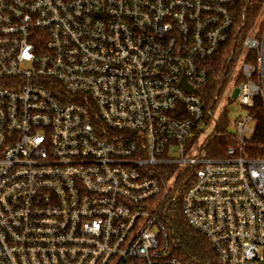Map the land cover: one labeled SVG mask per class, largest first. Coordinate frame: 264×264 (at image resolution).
<instances>
[{
    "label": "built area",
    "instance_id": "built-area-1",
    "mask_svg": "<svg viewBox=\"0 0 264 264\" xmlns=\"http://www.w3.org/2000/svg\"><path fill=\"white\" fill-rule=\"evenodd\" d=\"M236 0H0V264H184L180 203L218 264H264V27ZM242 40L226 156L196 145ZM192 87L188 91L184 86ZM217 125L219 121H216Z\"/></svg>",
    "mask_w": 264,
    "mask_h": 264
},
{
    "label": "trees",
    "instance_id": "trees-1",
    "mask_svg": "<svg viewBox=\"0 0 264 264\" xmlns=\"http://www.w3.org/2000/svg\"><path fill=\"white\" fill-rule=\"evenodd\" d=\"M235 9L239 18L242 14L245 15L244 29L247 31L254 27L264 14V0H236ZM242 40L243 38L237 43L229 42L226 50L212 60L214 72L211 83L202 90L206 101L218 89V85L223 79V73L228 69L226 60L234 48L240 49ZM250 112L256 121V129L253 136L243 144L242 151L248 157H264V100L261 96L255 99V104L250 108ZM230 145H234V141L227 128L218 124L216 133L210 138L206 150L213 157H224ZM169 217L172 228V248L174 254L184 264H218V257L211 242L188 224L182 214L180 203L170 207Z\"/></svg>",
    "mask_w": 264,
    "mask_h": 264
},
{
    "label": "rangeland",
    "instance_id": "rangeland-1",
    "mask_svg": "<svg viewBox=\"0 0 264 264\" xmlns=\"http://www.w3.org/2000/svg\"><path fill=\"white\" fill-rule=\"evenodd\" d=\"M263 27L264 14L257 21V24H255L253 28H255L254 31L256 30L257 33L260 34ZM242 62L243 60L240 59L237 61V65L234 68L225 70L226 74L224 71L223 78L226 75L227 79L219 92L220 100H218L217 105L212 112L213 115L205 119V124L203 125L204 131L200 133V137L196 141L197 146L201 143V141L203 142L205 139L212 137L216 133V121H219V124L224 125L228 132L234 133L235 130L229 126V120L238 118L240 115L248 113V110L245 107L241 106L240 104L235 106L232 103V100L236 99L234 98V92L238 87L239 66ZM236 100L240 103L239 99Z\"/></svg>",
    "mask_w": 264,
    "mask_h": 264
},
{
    "label": "water",
    "instance_id": "water-1",
    "mask_svg": "<svg viewBox=\"0 0 264 264\" xmlns=\"http://www.w3.org/2000/svg\"><path fill=\"white\" fill-rule=\"evenodd\" d=\"M184 86L186 87V89H187L188 91H191V89H192V87H191V86H189V85H186L185 83H184Z\"/></svg>",
    "mask_w": 264,
    "mask_h": 264
}]
</instances>
